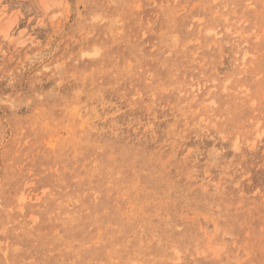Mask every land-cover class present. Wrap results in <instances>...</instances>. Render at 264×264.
<instances>
[{"label": "rangeland", "instance_id": "rangeland-1", "mask_svg": "<svg viewBox=\"0 0 264 264\" xmlns=\"http://www.w3.org/2000/svg\"><path fill=\"white\" fill-rule=\"evenodd\" d=\"M0 264H264V0H0Z\"/></svg>", "mask_w": 264, "mask_h": 264}]
</instances>
